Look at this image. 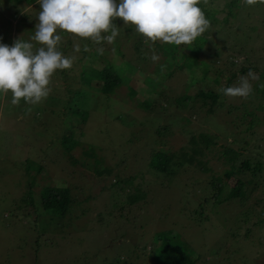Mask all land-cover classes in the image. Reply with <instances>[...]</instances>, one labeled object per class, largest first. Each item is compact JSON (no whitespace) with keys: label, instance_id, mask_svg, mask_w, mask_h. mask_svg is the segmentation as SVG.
I'll list each match as a JSON object with an SVG mask.
<instances>
[{"label":"rangeland","instance_id":"374dc122","mask_svg":"<svg viewBox=\"0 0 264 264\" xmlns=\"http://www.w3.org/2000/svg\"><path fill=\"white\" fill-rule=\"evenodd\" d=\"M227 1L201 2L203 7L216 8L218 19L212 23L211 31L205 32L208 42L198 54V61L215 64L202 83L187 69L184 75L167 79V71L182 64L191 44H168L170 48H166L157 41L149 48L141 35L140 49H135L137 35L130 38V33L121 29L112 44L107 41L101 44L103 55L128 80L106 94L90 89L80 81V65L92 64L95 68L103 65L104 61L93 51L98 46L90 39L57 29L56 34L61 36L58 44L67 46L61 53L73 59V64L70 69L56 70L48 86V97L36 105L26 103L23 98L18 105H13L11 92L0 93V264H155L149 248L153 245L152 251H155L159 232L168 231L197 252L195 264H264V221L252 224L264 213L262 184L246 185L243 199L229 198L212 207L209 173H190V178L187 167L182 165L175 176L164 177L148 165L153 148L166 152L177 150L200 124L213 119L226 128L227 141L242 149L245 146L246 157L264 158V95L256 91L258 80L250 81L253 93L247 100L226 97L219 92L231 73L236 75L230 87L237 83L239 76L247 74L249 70L242 73L241 67H250L258 76L264 70V4L244 5L237 0L239 6L234 9V16L227 13ZM7 5L6 1L0 2V13H4ZM17 7V10L9 9L15 14L4 18L12 20L15 40L22 38L33 43L35 52L41 45L31 37L39 22L40 5L37 0L32 3L23 0ZM26 14L33 19L31 31L27 28L30 17L17 22L19 16ZM118 20V24L123 22L121 18ZM4 27L0 21V29ZM110 34L102 33L103 36ZM76 43L80 45V52L74 50ZM85 45L89 46L86 55L82 51ZM135 50L141 52L139 60L134 59ZM153 50L160 57L157 62L151 60ZM127 62L132 64L129 69ZM219 69L218 82L214 73ZM133 82L141 98L154 102V109L151 106L144 112L135 106ZM92 84L97 87L99 82L94 80ZM199 86L219 92L216 103L207 99L202 107L201 100L194 99L190 109L178 111L183 105H180L182 96L194 95ZM70 88L76 90L70 94ZM83 90L87 95L82 97ZM260 103L262 110L257 108ZM69 109L79 110L69 112ZM249 109L257 110L258 115L251 128L238 123L240 118L248 120ZM180 113L182 121L178 119ZM83 118L86 119L82 121ZM171 119L175 124L172 125ZM158 126H168L165 135L155 134ZM71 134L75 144L68 154L77 159L76 163L58 143L64 135L71 137ZM246 137H249L247 141ZM222 141L219 139L217 144ZM212 151L216 154L209 149L208 165L219 174L224 169L218 158L220 153ZM97 158L100 159L98 168H110L111 175L97 174L93 164ZM33 162L44 165L38 175L32 172L33 167L28 168L27 164ZM115 172L129 177L131 183L127 185L133 187L126 191L134 192L136 188L145 201L140 213L134 208L135 213L111 219L108 212L116 211V203L124 200V192L120 190L123 187L109 183ZM29 176L32 177L29 179ZM235 177L245 183L253 178L251 171L234 174L230 187L236 183ZM31 179L34 183L29 189L31 185L27 181ZM45 183L69 188L72 202L64 213L43 212L41 205L35 204V209L29 205L31 194L37 199L40 185ZM199 204L204 208L201 217L194 214ZM101 213L104 219L112 220L106 230L97 223ZM133 214L138 221L132 220ZM131 223L137 224L139 230H130Z\"/></svg>","mask_w":264,"mask_h":264},{"label":"trees","instance_id":"16d2710c","mask_svg":"<svg viewBox=\"0 0 264 264\" xmlns=\"http://www.w3.org/2000/svg\"><path fill=\"white\" fill-rule=\"evenodd\" d=\"M7 2L6 10H4V13H0V21H3L4 28L0 29V43L6 44L8 46H12L15 41L14 36V27L13 22L10 19L4 18L5 16H10L15 13L9 12V9L17 10V6L22 3L23 0H0V2ZM27 3H32L35 0H25ZM117 3H119V0H117ZM202 11L204 12L206 18L210 21V28L207 30L208 32L211 31V27L214 25L212 23L217 22L218 19L216 17L217 9L211 8V6H202V3L198 5ZM239 5L237 3V0H228L226 2V10L228 15H234V9L237 8ZM227 15V16H228ZM29 14L19 16L17 18V22H23L26 18H29ZM119 18H116V20L113 21L116 28H119L118 31L123 29V31L126 29L127 34L130 33V38H133L137 35V38L135 39L134 48L140 49L142 36L141 34L134 32V26L133 25H125L124 21L119 22ZM28 29L32 27L33 19H28ZM226 20V19H225ZM30 30V29H29ZM31 31V30H30ZM218 34V32H213ZM22 39V38H21ZM23 40V39H22ZM104 41H101L103 43ZM208 42V38L206 37V34H202L201 36L197 37L196 40L191 44V50L190 53L187 55H184L183 62L180 64L176 69L172 71H167V79L174 76V75H184L183 72L187 69L189 72H191V76L198 81V83H202L203 80L208 76L209 73H211L214 68L212 66H215V64L208 62V61H198V54L199 52L204 48L205 43ZM96 44L98 47H102V44ZM95 44V43H94ZM64 44L60 43L57 45V50L60 52H64V49L67 48V46H63ZM96 46V47H97ZM166 48H170L168 44L164 45ZM89 48V46H88ZM83 54H87V51H84L82 49ZM93 51L95 54L98 55L99 59L104 61L103 65L100 68H95L92 66V64H81V75H80V81L83 85L88 86L90 89L95 88L94 90H97L102 93H108V91L112 89L118 88L120 84H122L123 80H128L127 77L124 78L123 74L120 70L114 67L113 63L109 61L107 58V55H99L97 53V49L93 48ZM136 55L134 56L135 60H139V55L141 54L140 51L135 50L134 51ZM173 52V51H172ZM133 56L131 58H133ZM190 56V57H189ZM173 57V56H171ZM172 59V58H171ZM189 61V66L186 67V63ZM168 62V61H167ZM166 63V62H165ZM232 64V62H231ZM233 65V64H232ZM132 64L130 62H127V68H131ZM250 67H241L240 72H245L249 70ZM221 69L217 70L214 74L217 77V80L219 82L217 74H220ZM236 73L233 72L228 77V80L224 87H230L232 83V78L235 77ZM98 81V86H94L92 83L93 81ZM259 83V84H258ZM264 84V70L260 72L259 74V80L256 83V91L258 93H261L264 95V88H261L260 85ZM132 85V91H133V98L135 99L136 103L135 106L142 109L144 112L148 111L150 107L154 109V102L141 98L138 93L139 89L134 85V82L131 83ZM191 86H189L190 88ZM80 90V88H77ZM76 90L74 88H70V91L68 92L72 94V92ZM85 90L82 91V97L83 95H87ZM67 92V93H68ZM128 92V91H127ZM76 93H80V91H77ZM89 93V92H88ZM75 94V93H74ZM81 95V94H80ZM219 92L213 91L210 88H205L204 86L197 88L196 93L194 95L192 94H184L182 96V100L179 105V110H184V108L188 107L190 109L191 107V101L194 99H198L201 103L200 106L204 107L205 103H207V99H210L213 104L216 103L217 99L219 98ZM68 98V97H66ZM171 103L173 102L172 97H169ZM185 103V105H184ZM80 104V103H79ZM173 104V103H172ZM219 105H222V102H219ZM210 107V105H209ZM263 104H259L257 106L258 109L262 108ZM173 108V107H172ZM246 107H244L245 110ZM79 110V109H77ZM76 109H69V112H76ZM212 110L211 108L209 109ZM247 110V109H246ZM246 110L244 112H246ZM262 110V109H260ZM169 111V116H170ZM257 110L249 109L247 112L248 120L246 122L243 119H239L238 123L241 125H247V127L251 128L254 124H256V118L258 117L257 114H255ZM86 118H83L82 121H84ZM178 119L182 121L183 115L181 113L178 115ZM212 119V118H211ZM172 120V119H171ZM145 121V120H144ZM173 121V120H172ZM245 122V123H244ZM142 125V122L139 123ZM171 124V121H170ZM175 124L173 121L172 125ZM209 125L210 128L206 125ZM222 123H219L216 119L213 120H207L206 123L200 124V126L197 127V131L194 132L186 142V144L180 145L177 150L174 151H163L159 148H153L152 151H150L149 156V162L148 165L158 174H161L162 176L166 177H172L175 176L180 169H177L181 167L182 165H185L187 168L188 177L192 178L191 176L195 173H209L207 182L210 184L211 188V195L210 197L214 199L212 202V207L215 205L228 200L229 198H241L243 199L246 195L245 192V186L250 185L251 187L260 186L261 184L263 186H260L262 189H264V158L256 157V159H253L252 157H246L245 153V146L243 149L238 147L237 145L230 143L227 141V134H226V128H222ZM168 126H164L160 128L159 126L155 128L154 132L158 136H163L167 132ZM147 131V129H145ZM253 132V131H252ZM255 132V131H254ZM253 133L250 132L249 136H252ZM249 138V137H248ZM248 138H245V141L248 140ZM220 139V141L223 139V143L221 142L219 145L217 144V141ZM60 143V147L66 154L70 153L69 151L72 149V147L75 144V139L72 137H67V135H64L62 139L58 142ZM246 143V142H245ZM217 144V146H216ZM219 146V147H218ZM214 152L212 150H215L216 152L220 153V165L223 166V171H221L219 174H216L215 171L210 165H208V155L209 152ZM215 153V152H214ZM216 154V153H215ZM70 155V154H68ZM70 158L73 162H77L76 158H73L70 155ZM94 160L93 164L96 167L95 171L97 174L103 175H111V169L108 167H105L103 169H99L98 166L100 164V159L97 158ZM240 160V162H239ZM256 160V161H255ZM237 162L239 164H237ZM28 168H32V172L36 175L39 174L40 171L43 170L44 165L42 163L37 164L33 162V164H27ZM30 165V166H29ZM227 166V167H226ZM27 169V168H26ZM177 169V170H176ZM192 170V172L190 171ZM244 171H251L253 178L249 179V183H245V181L239 177L237 178L236 183L233 186H229L230 179L233 177V175H237L239 173H243ZM27 172V171H25ZM190 173L192 175L190 176ZM255 174L257 175L258 180H254ZM113 175V174H112ZM32 177V176H31ZM29 176V179L31 178ZM131 177V176H130ZM127 178H124L122 175H120L118 172H115L113 179L109 183H119L121 188V193L124 196V200L122 202L116 203V207L114 210L116 211H110L108 214L113 217H122L125 215H130L135 213L132 209L137 208V212H141V207L144 206L145 201L142 200V197L140 193H138V190L135 188L134 192L126 191V189L130 188V186L133 187L132 184L127 185V183H131L130 180ZM29 185L34 183V179H31L27 181ZM138 186V185H136ZM229 186V187H228ZM32 188V185L29 186V189ZM210 193V192H209ZM132 194V195H130ZM72 197L70 196V191L67 186L62 185H48L45 183V185H40V192L39 197L33 198V195L31 194V198L29 199V205L35 209L34 205L38 204L41 205V209L43 212L52 211L53 213H64L68 206L71 205ZM36 212V210H35ZM114 212H117L114 213ZM127 212V213H125ZM264 212V208H263ZM249 213V212H248ZM194 214H197L198 217H201L204 214V208L199 204L196 209L194 210ZM134 218L132 220L138 221V218L136 215H134ZM71 217V214H70ZM262 218L253 221V225H257L260 222L264 221V213L261 216ZM111 219H104L101 215L98 214L97 217V223L98 226H102L103 230L107 229V226L112 225ZM130 230L135 231L136 229L139 230L137 224H130L128 225ZM157 244L156 249L153 250V245L150 246L149 250L151 251V258L154 259L155 264H195L196 258H198L197 252H193V250L189 249L188 243L180 239L177 235L171 233V231L168 232H159L157 236ZM143 247L146 248V246L143 245ZM136 248H138V245L136 244Z\"/></svg>","mask_w":264,"mask_h":264},{"label":"clouds","instance_id":"9594fccd","mask_svg":"<svg viewBox=\"0 0 264 264\" xmlns=\"http://www.w3.org/2000/svg\"><path fill=\"white\" fill-rule=\"evenodd\" d=\"M202 0H37L40 5L38 23L31 40L41 47L20 39L12 46L0 43V93H12L11 103L18 105L23 98L36 105L48 97L51 77L56 70L70 69L73 59L57 50L64 30L95 44L107 41L112 44L119 32L113 23L121 18L125 25H133L145 37L143 43L153 48L157 41L163 44L190 45L210 28V21L198 6ZM244 5L264 4V0H241ZM204 4L208 0H203ZM111 33L103 36L102 33ZM74 50L80 52L78 43ZM84 51H89L87 45ZM115 52V49H112ZM97 53L104 54L98 47ZM160 57L153 50L151 60ZM259 80L251 69L238 77L231 87H222L220 94L247 100L253 93L250 81ZM264 88V84L260 85Z\"/></svg>","mask_w":264,"mask_h":264}]
</instances>
